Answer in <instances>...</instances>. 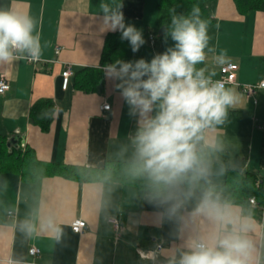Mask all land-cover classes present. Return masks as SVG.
Segmentation results:
<instances>
[{
  "label": "crops",
  "instance_id": "0c3cea01",
  "mask_svg": "<svg viewBox=\"0 0 264 264\" xmlns=\"http://www.w3.org/2000/svg\"><path fill=\"white\" fill-rule=\"evenodd\" d=\"M123 13L125 27L141 32L144 43L133 51L104 23L101 4ZM158 0H0V10L28 14L36 21L42 54L28 62L26 53H17L10 62H0V78L8 90L0 94V136L18 140L37 160L50 164L102 168L106 162H136L135 138L145 119L154 118L159 101L145 116L122 95L123 80L107 75L100 65L106 37L117 34L122 44V62L140 59L150 63L157 55L174 49L172 26L162 38L154 35ZM122 5V7H117ZM212 20L208 25L206 59L195 65L204 77L219 78L226 63L238 66L236 83L254 84L264 76V12L240 13L233 0L205 3ZM111 13H109L110 15ZM152 42V43H151ZM120 46V48H121ZM57 48L58 53H56ZM226 56L221 63V51ZM72 67L66 89L61 72ZM119 65H117V68ZM83 68L101 71V89L83 92L74 86L73 76ZM142 79H147L143 77ZM235 102L227 107L223 123L202 131L196 152L205 175L194 180L223 183L230 170L252 172L264 177V92L247 97L238 85H228ZM51 100L52 119L43 131L30 120L34 103ZM109 104L108 111L102 110ZM12 142V141H11ZM190 180V179H189ZM193 181V180H190ZM251 198V197H250ZM249 198V199H250ZM202 198L184 192V183L165 187L163 195L142 193L133 185L118 181H78L60 175L26 181L19 172H0V264H174L178 252L189 250L193 241H208L239 224L221 226L197 211ZM233 217L247 223L242 233L251 243L249 264H264V215L258 205L226 204ZM118 218L116 231L108 222ZM83 220L85 229L74 233V220ZM30 225V229L24 225ZM162 245L160 251L155 250ZM39 250L31 257L28 249Z\"/></svg>",
  "mask_w": 264,
  "mask_h": 264
},
{
  "label": "clouds",
  "instance_id": "9594fccd",
  "mask_svg": "<svg viewBox=\"0 0 264 264\" xmlns=\"http://www.w3.org/2000/svg\"><path fill=\"white\" fill-rule=\"evenodd\" d=\"M122 7V5L117 6ZM104 25L122 31V39L137 51L145 42L134 26L125 27L123 13L100 5ZM109 13H111L109 15ZM36 21L32 16L12 10H0V62H10L17 53H26L38 61L42 54L40 36L34 34ZM174 49L154 57L150 63L117 61L107 66V75L122 79V95L127 103L139 108L145 116L159 101L154 118L144 120L135 138V174L147 173L157 184L173 188L185 180H197L206 169L196 152V142L203 139L202 131L212 124L223 123L227 107L235 102L232 90L222 82L211 83L195 65L206 59L208 25L193 6L188 17H173ZM226 56L221 51V63ZM117 65L119 67L117 68ZM147 79H142L143 77ZM197 211L221 226L239 224L232 231L214 234L210 240L193 241L174 264H249L250 241L242 235L247 223L233 217L230 207L222 204L211 191L205 192ZM30 229V225L25 224Z\"/></svg>",
  "mask_w": 264,
  "mask_h": 264
},
{
  "label": "trees",
  "instance_id": "16d2710c",
  "mask_svg": "<svg viewBox=\"0 0 264 264\" xmlns=\"http://www.w3.org/2000/svg\"><path fill=\"white\" fill-rule=\"evenodd\" d=\"M210 0H158L156 5L157 21L153 30L158 38L164 37L167 28L172 26L173 17H188L193 6L200 9V17L210 25L212 22L205 3ZM240 13L248 11L264 12V0H233ZM163 28V32L159 30ZM121 43L125 42L117 34L106 37V49L102 52L100 65L119 61L123 53ZM121 46V48H120ZM101 71L94 68H83L73 76L74 86L83 92H98L101 89ZM53 104L51 100H39L33 104L30 120L43 131L48 130L52 119ZM6 140L0 136V172H19L26 181H39L42 177L60 175L78 181H118L137 187L142 193L150 195H163L165 186L157 184L147 173L135 174V162H106L102 168L88 169L81 166H66L63 164H50L36 159L29 148L22 150L18 140ZM263 165V162H262ZM258 176L252 172H238L230 170L226 180L220 184L185 180L184 192L202 198L205 192L211 191L222 204L243 205L254 197L261 203L264 197L263 187L256 186ZM183 252H178L180 258Z\"/></svg>",
  "mask_w": 264,
  "mask_h": 264
},
{
  "label": "built area",
  "instance_id": "2783aa9c",
  "mask_svg": "<svg viewBox=\"0 0 264 264\" xmlns=\"http://www.w3.org/2000/svg\"><path fill=\"white\" fill-rule=\"evenodd\" d=\"M152 43V42H151ZM58 48L56 50V53H58ZM17 56V54H16ZM25 59L28 62H35L33 60H31L28 56L25 57ZM238 69V66L234 63H226L224 65H222L219 68V78L214 79V80H210L211 83H215L217 81L222 82L224 84V87L228 86V85H238L240 90L242 91V93L249 97L251 95H253L257 90L263 91L264 92V76L263 78H261V80H259L258 82L254 83V84H243V85H239L236 83V71ZM72 76V67L70 64H65L64 69L61 72V78H62V88L66 89L68 84H69V80L70 77ZM8 83L5 80V78H0V94H3L4 92H6L8 90ZM102 110L108 111L110 109L109 104H103L101 106ZM262 153V162H263V169H264V146L262 147L261 150ZM256 186H262L264 189V177L258 178L255 182ZM249 203L253 204V205H258L261 210H262V215H264V197L261 203H258L257 200L254 197H251L249 199ZM108 222L111 224V226L118 231L120 229V221L118 220V218L112 217L108 219ZM70 228L72 230V232L74 233H81L84 229H85V222L83 220H74L73 222H71L70 224ZM162 249V245L161 244H157L155 246V250L156 251H160ZM39 250L35 247H31L28 249V254L31 257H37L39 255ZM28 264H37L35 262H29Z\"/></svg>",
  "mask_w": 264,
  "mask_h": 264
},
{
  "label": "water",
  "instance_id": "95a60500",
  "mask_svg": "<svg viewBox=\"0 0 264 264\" xmlns=\"http://www.w3.org/2000/svg\"><path fill=\"white\" fill-rule=\"evenodd\" d=\"M163 30H164V29H163V28H161V29L159 30V32H160V33H162V32H163ZM14 140H15V139L11 140V141H12V143H15V141H14Z\"/></svg>",
  "mask_w": 264,
  "mask_h": 264
}]
</instances>
